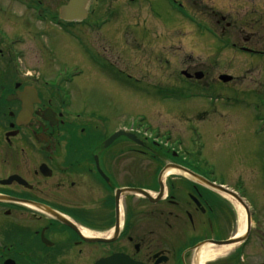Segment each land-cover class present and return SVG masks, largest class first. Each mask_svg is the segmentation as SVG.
Wrapping results in <instances>:
<instances>
[{"label": "flooded vegetation", "instance_id": "af4514ba", "mask_svg": "<svg viewBox=\"0 0 264 264\" xmlns=\"http://www.w3.org/2000/svg\"><path fill=\"white\" fill-rule=\"evenodd\" d=\"M67 2L0 0V264H264V196L248 197L242 181L207 176L187 149L176 151L140 134H134L140 143L121 135L105 144L125 121L110 130L103 114L74 112L69 93L60 92V81H54L55 72H46L51 63L46 36L56 39L52 30L75 41L64 46L72 49L77 63L86 56L91 72L96 62L93 50L101 51L94 45V34L101 33L107 47L113 41L125 48L127 54L117 55L128 77L148 76L161 87L176 85L170 78L181 74L196 89L202 88V81L208 83L204 87L216 80L240 83L264 103V19L257 15L259 10L246 19H214L226 43L221 53L234 50L245 59L239 63L244 65L240 75L217 71L210 77L213 71L205 62L178 72L170 53L149 49L150 43L133 48L127 24L123 31L120 26L128 20L106 26L113 19L99 23L89 11L86 19L67 21L60 14ZM14 4L42 19L16 15ZM232 28L235 35L229 32ZM30 37L40 50L38 58L43 57L34 71L23 62L20 48ZM76 43L91 51L85 55L74 50ZM72 67L83 69L76 63ZM224 75L231 78L224 81ZM64 81L80 86L75 79ZM170 164L200 177L166 175ZM125 188L146 193L124 194ZM237 205L245 210L243 230ZM81 227L111 233L88 236ZM222 250L226 251L212 255Z\"/></svg>", "mask_w": 264, "mask_h": 264}, {"label": "rangeland", "instance_id": "374dc122", "mask_svg": "<svg viewBox=\"0 0 264 264\" xmlns=\"http://www.w3.org/2000/svg\"><path fill=\"white\" fill-rule=\"evenodd\" d=\"M14 7L18 16L40 18L35 13L32 17L30 11L17 4ZM255 8L259 10L257 15L264 19V0H93L89 11L94 19H106L109 15L113 21L106 26L116 27L113 22L128 20L120 26L123 31L127 24L131 46L141 49L150 43L149 49L170 53L178 72L189 64L202 65L205 62L213 71L210 77H214L217 71L229 72L235 77L242 72L244 65L239 63L245 58L234 50L232 54L229 51L221 53L226 43L218 38L220 28L214 19H219L220 15L227 19H246ZM43 15L44 19H49ZM235 31L236 28L229 30L234 35ZM51 33L56 34V39L53 40L51 34L46 36L50 46L47 57L51 63L48 62L50 68L45 71L49 74L55 72V75L61 71L60 92L66 90L69 93L74 112L81 109L94 115L103 114L108 119L110 130L119 120L134 119L135 122V119L145 117V120H137L139 125L142 123L146 128L158 129L161 134L169 132L170 143L177 144L181 140L204 174L228 182L242 181L248 197L255 200L263 198L264 103L258 93L249 92V88L240 83L217 80L206 87L208 83L202 81L198 86L202 88L196 89L189 81L182 80L181 74L177 79L170 78L177 81L176 85L161 87L156 86L153 77H150L153 81H149L148 76L140 78L138 73L128 77L122 72L124 64L117 55L127 54L125 48L117 42L113 45V41L111 47H107L108 40L99 32L94 34V45L101 51L93 50L96 53L93 66L96 73L95 70L91 72L92 69L86 65V56L77 63L72 49L64 46L73 44V39L70 41L54 30ZM143 36H146L145 40ZM75 46L72 47L74 50L84 54L91 51L77 43ZM20 48L25 52L23 62L30 70L34 71L33 68L42 64L43 57L38 58L41 55L36 40L30 37ZM212 49L214 52L220 50L217 54L206 51ZM75 63L82 66L81 72L72 69ZM163 69H166L165 65ZM120 76H126L125 81L119 83L115 80ZM165 78L168 77L163 73ZM64 79H75L80 86L70 85Z\"/></svg>", "mask_w": 264, "mask_h": 264}, {"label": "water", "instance_id": "95a60500", "mask_svg": "<svg viewBox=\"0 0 264 264\" xmlns=\"http://www.w3.org/2000/svg\"><path fill=\"white\" fill-rule=\"evenodd\" d=\"M90 0H69L68 3L66 5H63L61 7V16L67 20H76V19H83L87 16L88 14V4H89ZM223 80H229L230 77L229 76H222L221 77ZM120 134H125L123 131L115 133L114 135H112L107 141L106 144H110L111 142H113V140L115 138H117ZM126 135L128 137H130L133 140H136L135 137L131 134L126 133ZM137 141V140H136ZM169 166H175L174 164H171ZM177 166V165H176ZM168 168V167H167ZM166 168V169H167ZM177 168L179 170H181L182 172L188 174L189 176L195 177V178H199L200 176L198 174H196L195 172L189 170V169H185L182 167L177 166ZM218 191L220 192H228L229 194H231L225 187L221 186V185H213ZM124 192V194L127 193H136V194H144L146 192L140 190V189H133V188H125L122 190ZM52 214L55 215V213L52 212ZM62 220H64L65 222H67L68 220H66L65 218H61ZM70 223V222H68Z\"/></svg>", "mask_w": 264, "mask_h": 264}, {"label": "bare ground", "instance_id": "6f19581e", "mask_svg": "<svg viewBox=\"0 0 264 264\" xmlns=\"http://www.w3.org/2000/svg\"><path fill=\"white\" fill-rule=\"evenodd\" d=\"M176 172H178V170H176V169H174V168H172V169H170L169 171H168V173L169 174H171V173H176ZM237 209H238V212H239V215H240V219H241V228H242V230L244 229V227H245V223H246V221H245V210H244V208L243 207H240L239 205H237ZM81 230H82V232L85 234V235H88V236H101V235H109L110 233H111V231H108V232H106V233H104V234H100V233H98V232H95V231H91V230H88V229H86V228H82L81 227ZM219 250V249H218ZM217 250V251H218ZM217 251H215L214 253H212V255H217V254H221V253H224L226 250H222L221 252H219V253H217ZM208 258L211 256L210 254H207L206 255Z\"/></svg>", "mask_w": 264, "mask_h": 264}]
</instances>
